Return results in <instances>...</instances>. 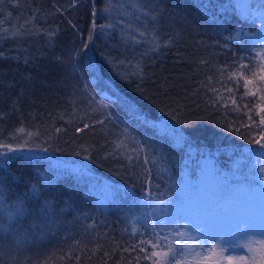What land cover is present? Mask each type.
<instances>
[{
    "label": "trees",
    "instance_id": "trees-1",
    "mask_svg": "<svg viewBox=\"0 0 264 264\" xmlns=\"http://www.w3.org/2000/svg\"><path fill=\"white\" fill-rule=\"evenodd\" d=\"M248 4L254 10L260 0L0 2V142L16 146L28 136L30 147L48 149L11 154L0 168V264H137V256L152 264L131 249L151 232L154 216L140 203L149 179L153 197L163 199L181 175L197 185L209 155L228 175L250 149L247 168L259 174L264 81L258 68L255 77L243 70L252 96L243 77L235 78L239 90L228 79L240 57L249 69L260 62L259 42L230 38L260 27L246 18ZM210 88L235 93L239 111L212 103ZM19 200L26 213L9 220ZM45 202L50 208L39 213ZM257 249L250 264H264V246Z\"/></svg>",
    "mask_w": 264,
    "mask_h": 264
},
{
    "label": "snow or ice",
    "instance_id": "snow-or-ice-1",
    "mask_svg": "<svg viewBox=\"0 0 264 264\" xmlns=\"http://www.w3.org/2000/svg\"><path fill=\"white\" fill-rule=\"evenodd\" d=\"M243 12L247 19L253 22L258 20L260 27L256 29L254 35L248 36L247 33H244L242 36L240 32H236L230 38L239 40L247 36L252 44L259 42L261 45L258 53L260 62L259 64L253 63V68L249 69V65L243 63L246 58L240 57L238 69L230 72L228 79L233 80L237 76L243 77V87L246 89L245 95L255 96L256 92L248 89V85L252 81L244 76L243 70L248 69L251 75L255 77L258 68L261 73L259 78L264 81V0H260L259 6L254 10L248 4ZM101 27L107 28L110 26L102 25ZM95 28L96 26L93 24V29ZM140 35L145 34L141 32ZM92 38L93 33L90 32L89 43L92 42ZM83 47L87 49V44ZM158 48L157 45L153 50H158ZM89 67L93 71L95 70L91 61ZM137 68L139 69L137 74L142 75V68L139 67V64ZM208 79L211 80L212 78L209 77ZM235 87L237 90L240 89L239 79H235ZM209 91L214 93L212 103L223 104L224 107H227L229 102L236 105L235 93H233L232 88L227 89L229 93H233L227 98L224 97L223 92H218L214 88H210ZM260 100L264 101V95L260 96ZM244 107L247 109L248 105L245 104ZM258 107L260 112H264V104L258 105ZM234 110L239 111V106L236 105ZM248 119L251 120V117L249 116ZM97 122L102 124L104 121L99 120ZM259 124L264 126V116L260 117ZM88 127V124H84L82 128H77L76 131L81 132ZM229 130H231V125H229ZM18 131H23V129ZM172 131L178 141L187 142V138L183 133H178L175 129ZM236 134L240 135L239 128L236 129ZM240 138L243 139L244 137L241 135ZM30 143L35 142L30 141L28 136L19 138L16 146L8 142H0V168L5 166L7 158L11 154L24 151H48L46 147H30ZM123 143L121 141L117 147H122ZM249 143H252L251 139ZM256 143H259L260 149L264 150V131L260 132L259 140ZM76 155H80V153H76ZM252 155L251 149L246 153L241 152L230 174L223 176V183L220 185L219 190L210 197L201 195L199 186L190 184L188 179L181 175L179 177L180 183L171 186L174 196L159 193V196L164 198L157 199L152 195L149 179L145 195L140 198V203L148 209L145 214L146 217L154 216L148 222L151 232L147 238L142 235L138 243L131 245V249H139L140 252L145 253L143 258L151 260L152 264H180L181 260H185L186 264H189L190 261L197 258L210 259L212 253L215 252H219L221 257H227L229 260L235 257L237 264H250L251 261L255 260V249L264 246V164H261L258 175L253 170H249L246 162L251 159ZM261 158H264V151L257 155V163H260ZM84 159H89V157L85 155ZM211 159L212 156L209 155V163ZM149 163V158L145 155L144 164ZM146 170L150 175V169ZM201 171L202 175L217 177L221 175L214 165L210 168L206 166ZM38 191V186L33 184L31 186L32 194L36 195ZM3 204L4 192L0 189V207H3ZM49 208L50 205L45 202L44 206L37 211L44 213ZM14 209V214H9V220L14 219L16 216L23 217L26 213L22 200L14 205ZM132 231L133 234H136L137 229L134 227ZM142 245L145 247H142ZM149 248L152 251L149 252ZM124 250L129 251V248ZM139 260L140 257L137 256V264H139Z\"/></svg>",
    "mask_w": 264,
    "mask_h": 264
},
{
    "label": "rangeland",
    "instance_id": "rangeland-1",
    "mask_svg": "<svg viewBox=\"0 0 264 264\" xmlns=\"http://www.w3.org/2000/svg\"><path fill=\"white\" fill-rule=\"evenodd\" d=\"M259 22V21H258ZM206 166H208L209 168L212 167V165L209 163V161H203L201 163V170L204 169ZM215 166V164H214ZM215 169L219 170L218 167L215 166ZM202 172V171H201ZM221 173V172H220ZM224 175V173H221V177ZM219 176V177H220ZM213 177H216L214 175H200L199 177V180L196 179V183L197 185L199 186L200 188V192H201V195L205 196V197H210L212 196L217 190H219V187L220 185L223 183V181H219V182H215V181H212ZM207 180L209 182H213V183H216V184H209V185H206L205 182H207ZM178 183V182H177ZM176 183V184H177ZM199 183V184H198ZM195 184V183H193ZM210 190V192H213V194H208V191ZM172 193V196H174V193ZM258 249L256 248L255 251H254V256L255 254L257 253ZM217 254V261H205L204 258H197L196 260H199V261H202L206 264H237V259L234 257L232 260H229L227 257V261H226V258L225 257H221L219 252H215ZM196 260H193V261H196ZM223 260V261H222Z\"/></svg>",
    "mask_w": 264,
    "mask_h": 264
}]
</instances>
